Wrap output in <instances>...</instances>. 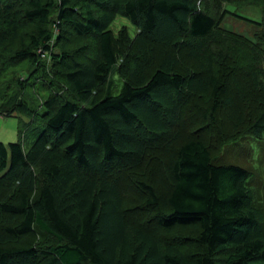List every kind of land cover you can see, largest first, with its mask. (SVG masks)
Segmentation results:
<instances>
[{
	"label": "trees",
	"instance_id": "1",
	"mask_svg": "<svg viewBox=\"0 0 264 264\" xmlns=\"http://www.w3.org/2000/svg\"><path fill=\"white\" fill-rule=\"evenodd\" d=\"M234 3L262 10L257 41L222 27ZM119 17L134 37L115 34ZM72 37L95 40L92 63ZM17 42L7 66L37 73L14 110L43 132L29 152L0 142V264H264V181L217 162L216 135H203L226 110L220 126L263 155L264 0H0V49ZM124 178L149 198L153 228L128 220Z\"/></svg>",
	"mask_w": 264,
	"mask_h": 264
},
{
	"label": "rangeland",
	"instance_id": "2",
	"mask_svg": "<svg viewBox=\"0 0 264 264\" xmlns=\"http://www.w3.org/2000/svg\"><path fill=\"white\" fill-rule=\"evenodd\" d=\"M97 1L105 2L106 0ZM225 9L229 13L225 17L222 23V27L228 31H232L234 33L246 36L253 41H257L256 32L259 31L260 27L256 23L263 22L262 10L255 6L245 7L237 3L226 5ZM124 27H127L129 29L130 34L134 37L137 32L135 27L124 18L119 17L113 24L112 29L115 34H119L121 31L124 30ZM53 31L56 36V39H53L52 41V48L56 54H59L60 49L56 46L59 30L55 28V26H53ZM72 39L73 40L66 42L68 48L75 49L86 45L88 47V54H84L81 60L85 64L92 63L95 60V57H97V43L95 42V40L91 38L82 39L77 37H72ZM18 46L19 44L17 42L13 47L0 49V107H3V110H9H0V142L6 145H9L10 143L21 142L24 145L25 150L29 152L36 140L43 132V126L33 122V119H31L30 117L23 116L17 113L14 109L16 107L17 101H21L24 99H32L33 95L30 89L26 90L25 87L21 85L20 80H28L33 78L34 75H36L37 73V68L32 66L28 61H23L18 64L17 62H15V64L12 63L14 64V66L12 67L7 66L10 61H8V56H11V52L12 54L15 53V51L19 49ZM39 54L43 61L42 64H45L48 71L52 72L54 76L55 66L52 62L50 52L45 54L42 50H40ZM121 63L122 62L119 63V66L121 65ZM6 69L9 70L7 72H4ZM113 79L115 88H120L121 92L123 85L120 81V77L114 76ZM115 88L114 91L116 92ZM36 90V97L38 99H42L43 101H45L52 94V91L48 88L46 83L42 85L39 84ZM58 90L59 89H57V91ZM35 108L40 109L38 110V113L40 115L45 112L41 108L39 100L36 103ZM222 113L223 114H221L220 123H223L225 125V115L228 112H226L225 110ZM220 123L216 125V127L213 125V127H205V132L203 134L206 135V139L209 140L213 138L214 134L216 135V138H213V143L216 145L214 147H216L218 150V152H215L214 155L216 161L228 164H239L241 166H244L256 175V177H254V180L258 182L260 178L264 181V160L262 159V156H264V151L262 155L256 140L248 139L242 132L237 133L238 135L232 138V127H221ZM216 130L218 131L216 132ZM226 132L228 133V135H230V143H223L221 145L220 141L218 145L217 141L215 140L219 137L222 138L223 134ZM248 144L252 145L253 157L252 155L248 154V150L251 149ZM154 180L157 181V178H154ZM121 188H124L126 193L125 199L127 207L129 209L128 211L130 213L128 214V220L138 222L139 224H148L150 227L153 228V226L157 224L158 219L156 218V215L150 214V209L142 208L144 206L146 207V203L149 198L145 193L141 192L138 183L131 180L130 178H124L122 181ZM260 191L261 193L259 194V196H261V198L264 200V187ZM164 194L165 192L161 188L160 195ZM139 209L143 211L141 212ZM145 212L147 213V215L145 214ZM177 234L178 232L174 235ZM187 235H190V231L187 232ZM164 238L168 239L170 238V236L164 234Z\"/></svg>",
	"mask_w": 264,
	"mask_h": 264
}]
</instances>
